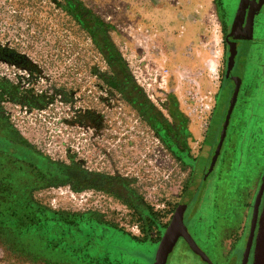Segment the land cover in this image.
Here are the masks:
<instances>
[{
  "label": "rangeland",
  "instance_id": "1",
  "mask_svg": "<svg viewBox=\"0 0 264 264\" xmlns=\"http://www.w3.org/2000/svg\"><path fill=\"white\" fill-rule=\"evenodd\" d=\"M82 2L110 26V39L155 111L144 116L106 84L101 76L110 73L104 52L108 48L100 46L97 40L102 38H94L65 8L67 0H0V80L7 88L19 87L18 96L31 88L53 97L45 108L30 109L23 99L12 100L0 86V108L26 139L53 159L67 164L81 159L92 167L90 156L97 154L103 168L111 170L110 162L124 168L162 228L183 202V192L202 180V172L196 174L193 164L199 154L210 153L202 146L211 122L217 143L226 114L225 96H220L224 40L215 0ZM10 48L18 60L8 57ZM256 102H264V93L255 94L247 110L235 114L216 179L199 200L194 226L190 218L185 220L203 249L220 264L237 255L240 262L243 251L242 243L233 253L218 258L210 244L218 227H227L224 209L216 208L225 190L233 188L227 175L246 165L252 168L248 184L236 186L237 199L243 194V200L230 210L240 217L232 225L238 232L244 223L248 227L264 175V107L255 106ZM93 120L108 130L109 159L94 151L89 139ZM204 163L209 167V160ZM33 195L56 210L102 211L123 232L139 238L144 235L138 221V209L146 207L142 201L134 211L117 200L105 202L99 197L94 202L90 188L77 191L70 185L41 188ZM242 203L247 205L242 207ZM158 230V226L152 229L153 237L147 242L120 240L117 257L124 263L154 264ZM234 232L226 236L227 246L238 233ZM0 264L46 263L24 258L0 243ZM166 264L205 263L183 246L171 252Z\"/></svg>",
  "mask_w": 264,
  "mask_h": 264
},
{
  "label": "trees",
  "instance_id": "2",
  "mask_svg": "<svg viewBox=\"0 0 264 264\" xmlns=\"http://www.w3.org/2000/svg\"><path fill=\"white\" fill-rule=\"evenodd\" d=\"M65 8L94 38H102L97 40L100 46L108 48V52H104L110 73L101 76L106 84L144 116L155 111L110 39L107 32L110 26L82 0H67ZM161 115L156 112L160 119ZM251 170L246 165L227 175L233 188L225 190L216 205L217 209H224L222 219L227 227L240 220L230 210L243 200V194L237 199L236 186L248 184ZM216 176V172L210 174V184ZM77 177L76 162L67 164L43 152L20 133L0 108V243L24 258L46 264H140L121 261L116 246L120 240L141 243L153 237L152 229L160 226L152 208L138 207V221L144 234L139 238L123 232L102 211L56 210L34 198V191L46 187L70 185L77 190ZM82 179L88 181L87 176ZM241 205L244 207L247 203Z\"/></svg>",
  "mask_w": 264,
  "mask_h": 264
},
{
  "label": "flooded vegetation",
  "instance_id": "3",
  "mask_svg": "<svg viewBox=\"0 0 264 264\" xmlns=\"http://www.w3.org/2000/svg\"><path fill=\"white\" fill-rule=\"evenodd\" d=\"M215 4L216 9L219 12L218 14L222 26L224 40V75L222 78L220 96H225V102L227 104L225 108L226 114L237 84H239V92L228 126L227 135L212 173L216 171L219 162H221L220 159L224 154V146L228 142V136L235 114L237 112L247 110L249 102L255 94L264 93V0H215ZM10 49H12V51L10 52L8 57L13 60H18L14 48ZM232 52L235 53L233 62L231 61ZM230 66L231 71L229 73ZM6 85L7 83L5 81L0 80V86L4 88V91L7 94L11 96L12 100L19 101L23 99L26 106H28L30 109L45 108V106L49 104L48 101H53V97L51 96V94L45 95L43 91L38 94L32 91L31 88L25 91V94L23 96H18L20 90L19 87L12 86L7 88ZM258 104H260L261 107H264V102H256L255 106H257ZM161 118L162 120L165 119L163 116ZM211 126L212 122L208 127L202 146L207 147L210 153L205 157L199 154L196 162L193 164L194 172L196 174L202 172V180L192 182L186 189V191L182 194V197L184 199L190 200L188 201V206L183 212L184 223L188 227V230L196 243L210 258V262L203 260L199 254L195 253L190 248L189 243L183 236L179 237L175 246L173 247V250H179L184 246L194 255L198 256V258H200L205 264H220L219 262H214L209 254L203 249L198 239L196 238L195 233L190 229L189 225H187L185 221L190 218V221L194 226V217L196 216V214H198L197 212L200 207V205L197 204L198 198L200 196V191L203 188L202 197H204L207 190L211 186V184L209 183L210 175L208 176L207 183H203L205 174L209 169V167H205L204 162L209 160V162L211 163V158L214 155L215 149L219 142L218 138L217 143L214 145L216 139L212 134ZM107 131V129H103L102 127H100V125L97 126L96 120H93L92 127L89 128V139L94 146V151L97 150L99 152H102L103 154L107 155V158L109 159L111 158V155L108 152V147L105 145V142L108 140ZM157 133L162 136L161 131L157 130ZM161 138L164 141L163 137ZM164 143H166V141H164ZM90 163H92V167H86L81 159L76 162L78 175V185L76 186L77 191L85 188H90L93 193L94 202L100 201L99 197H103L105 202L106 200H117V202H120L128 208H132L134 211L138 209L137 204L140 201L145 203L144 198L141 196L140 192L135 189V179L128 174L129 172H124V168L122 169L118 167L115 163L111 164V162V170L103 168L102 166H100V159L98 160L97 154H93L92 156H90ZM84 176L88 177L87 182H83L84 180L82 178ZM196 177L197 175L195 176V179H197ZM263 200L264 197L260 205V211L262 209ZM145 205L146 207L150 208L149 204L145 203ZM177 208L178 206L174 208L170 222L162 228L158 227V237H160L159 246L168 227L173 221ZM250 228L251 220L248 224V227H246V224L244 223L242 227L239 228V232L238 229L232 228L230 226L224 228L218 227V229L215 231V234L212 235V239L210 240L214 255L218 258H224L233 253L237 249L239 244L243 243V251L241 252L240 262L238 255L237 257L226 258V264H242L243 254L246 248ZM233 231H235L234 233H238H236L229 246H227V244H225V238ZM141 234H143V232H141ZM256 234L257 231H255V236ZM254 246L255 240L253 242L247 264H253Z\"/></svg>",
  "mask_w": 264,
  "mask_h": 264
},
{
  "label": "water",
  "instance_id": "4",
  "mask_svg": "<svg viewBox=\"0 0 264 264\" xmlns=\"http://www.w3.org/2000/svg\"><path fill=\"white\" fill-rule=\"evenodd\" d=\"M235 53L232 52L231 54V61L233 62ZM231 71V66L229 68V73ZM239 92V84L236 85V88L234 90V93L232 95V99L230 102V106L228 108L227 114L225 116V120L222 125V130L219 137V142L217 144V147L215 149L214 155L211 158V163L209 166L208 171L205 174L204 177V184H206L208 176L212 173L214 170V167L217 163L218 157L220 155L221 149L223 147L228 126L230 123V119L232 116V112L234 110V106L237 100ZM208 144V143H207ZM203 188L200 191V196L198 198L199 200L202 197ZM264 197V175L261 179V184L259 186V190L257 192V195L255 197V201L253 204V211H252V218H251V228L246 244V248L243 254L242 264H247L249 260V256L251 253L252 245L255 240V246H254V252H253V264H264V200L262 204V209L260 211V205L262 203V199ZM187 200L184 199L182 203L179 204L177 211L175 213V216L173 218L172 223L168 227L164 237L161 240L160 246L158 248V251L156 253V259L154 264H166L168 260L169 254L172 252L173 247L175 246L177 240L180 236H183L185 240L189 243L190 248L197 254L202 257L203 260L209 261L210 258L207 256V254L199 247V245L196 243L194 238L192 237L191 233L188 230V227L184 223L183 219V212L185 211V207L188 205ZM255 231H257V234L255 236Z\"/></svg>",
  "mask_w": 264,
  "mask_h": 264
}]
</instances>
